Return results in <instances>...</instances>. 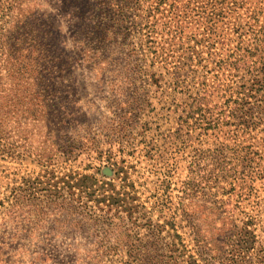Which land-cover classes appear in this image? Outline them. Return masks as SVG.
<instances>
[{"label": "rangeland", "instance_id": "1", "mask_svg": "<svg viewBox=\"0 0 264 264\" xmlns=\"http://www.w3.org/2000/svg\"><path fill=\"white\" fill-rule=\"evenodd\" d=\"M18 21L47 78L0 93V264H125L149 222L264 264V0H0V43Z\"/></svg>", "mask_w": 264, "mask_h": 264}, {"label": "trees", "instance_id": "2", "mask_svg": "<svg viewBox=\"0 0 264 264\" xmlns=\"http://www.w3.org/2000/svg\"><path fill=\"white\" fill-rule=\"evenodd\" d=\"M27 26L23 25V22L20 23L18 21L16 25L12 26L10 31H6L5 34L1 38L0 43V93L5 94L11 88H7V80L9 70L12 69L16 72V79L17 81H29L33 78L37 79V81H43L47 78L45 76L46 70L43 69V65L46 64V61L41 59V55H39V45L38 41V32L36 30H32L30 25ZM57 65L61 66L62 62H60L61 57L58 58ZM42 63V64H41ZM49 73V71L47 70ZM51 74V73H50ZM6 119L3 115V112H0V145L5 148L4 146V135L6 133ZM7 150V148H5ZM90 181H94L91 179ZM188 190L193 192L199 185L195 183H188ZM130 217L133 216V208L129 209ZM188 215V214H187ZM189 216V215H188ZM213 217V216H212ZM95 223L97 219H94ZM100 223V222H99ZM108 227H110V231L113 232L115 228L112 225L113 222H109ZM145 223L143 227H147V234L146 238H138L136 240V245H131L129 248V261L125 264H184V245L181 243L179 236H176L177 240L180 242L173 241V243L165 244L164 239H162V229L161 226H152V224ZM217 224L216 219L213 220V224ZM115 226V225H114ZM225 224L220 228L221 229ZM118 228H125L124 226H117ZM140 227V225L138 226ZM225 229V228H224ZM128 231L121 233L119 241L122 237L130 238ZM117 234V233H116ZM125 235V236H124ZM111 244L112 246H108V251L113 252L114 254L119 251V242ZM200 242V241H199ZM97 246L94 247L93 253L95 255H101L106 253L105 246L101 243L96 244ZM200 245L202 246L201 242ZM100 257V256H99ZM98 257V258H99ZM187 264H197V259L193 255H189L187 257Z\"/></svg>", "mask_w": 264, "mask_h": 264}]
</instances>
